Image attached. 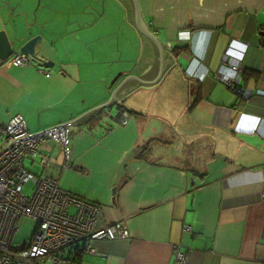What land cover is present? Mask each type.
<instances>
[{
	"label": "crops",
	"instance_id": "crops-1",
	"mask_svg": "<svg viewBox=\"0 0 264 264\" xmlns=\"http://www.w3.org/2000/svg\"><path fill=\"white\" fill-rule=\"evenodd\" d=\"M59 1L83 22L65 28L50 15L47 33L7 34L21 43L14 53L41 42L30 66L0 65V123L20 115L31 133L68 126L71 168L47 144L54 162L40 177L99 206L101 226H126L127 240L98 234L99 255L85 253L81 264H177L176 252L189 264H264V0H137L161 58L137 32L131 0ZM116 22L129 34L120 73L102 44ZM238 62L240 86L229 89L220 71ZM165 77L172 95L192 101L190 142L139 113ZM105 105L110 116L83 118ZM152 140L147 162L137 160Z\"/></svg>",
	"mask_w": 264,
	"mask_h": 264
},
{
	"label": "built area",
	"instance_id": "built-area-1",
	"mask_svg": "<svg viewBox=\"0 0 264 264\" xmlns=\"http://www.w3.org/2000/svg\"><path fill=\"white\" fill-rule=\"evenodd\" d=\"M232 52V51H231ZM32 58L16 53L8 60L15 67L30 66ZM243 70L239 64L222 68L220 74L225 86L238 89ZM46 78L50 74L43 71ZM110 116L108 110L105 111ZM129 115L119 112V126H126ZM53 143L63 157L62 169L71 168L70 129L60 125L38 133L27 129L25 119L12 116L0 123V264H81L83 254L99 255L91 246L98 234L108 238L127 240L128 230L122 223L101 226V208L70 195L59 187L57 180L37 177L24 166L37 163L41 169L49 168L53 157L41 152L42 146ZM32 185L30 196L24 187ZM28 218L36 222V229L27 243L13 245L18 221ZM177 264H189L188 255L176 252Z\"/></svg>",
	"mask_w": 264,
	"mask_h": 264
},
{
	"label": "rangeland",
	"instance_id": "rangeland-1",
	"mask_svg": "<svg viewBox=\"0 0 264 264\" xmlns=\"http://www.w3.org/2000/svg\"><path fill=\"white\" fill-rule=\"evenodd\" d=\"M56 2L61 4L59 0H0V32L3 31L10 35L12 33L23 34L28 29L30 33H34L35 30L33 29H39L40 32L47 33L53 26V23L51 21L43 22V20L48 19L50 15H52L51 19L53 20L63 21V26L65 24V28H73L76 25V21L83 22V14L72 17L70 14L68 15L63 12L65 8H62V4L59 7L55 6ZM56 12L59 14H56ZM35 20H37L36 23H38L37 27L31 26L35 24H32ZM21 22L23 25L28 23L25 30H21L23 26ZM117 25V32L110 28L107 30L108 34L106 38L102 40V44H105L110 49L113 69L118 70L120 73L121 71H125V66L123 64L129 65L128 62L125 61L126 57L124 55V49H127V39H129L127 35L129 34L122 31L121 23H117ZM6 28L8 30H6ZM107 53H109V51ZM118 72L116 77L119 75ZM115 78L111 81L110 85L114 82ZM168 82L170 81L165 77L161 80L158 87L153 89L154 91L150 93L148 98L140 101L143 103L142 106L147 107V110H140L139 113H143V116L147 118V122L158 123L160 129L163 130V128H165L171 130L173 133L175 132L176 135L183 137L182 140L184 139L190 142L193 138V132L189 129L195 123L193 120L194 116H192L191 111H189L192 101L172 95L171 89L173 82L171 81L170 87L167 86ZM112 113L113 117H115L117 114L116 109H113ZM160 121H162L160 124L164 126L163 128L159 124ZM144 126L145 125H143V127ZM48 144L53 145L57 149L53 143ZM152 144L154 143L152 142ZM42 148L43 146L40 149L41 152H43ZM24 166L28 172L37 177L47 175L46 171L44 173L42 172L45 169L39 168L36 162H34V166H31L29 162H25ZM32 190L33 186L30 184L24 187L23 193L26 196H30ZM36 226V222L33 220L28 218L20 219L17 224L18 230L15 233L13 245H21L29 242L35 232Z\"/></svg>",
	"mask_w": 264,
	"mask_h": 264
},
{
	"label": "water",
	"instance_id": "water-1",
	"mask_svg": "<svg viewBox=\"0 0 264 264\" xmlns=\"http://www.w3.org/2000/svg\"><path fill=\"white\" fill-rule=\"evenodd\" d=\"M131 1H132L133 8H134V15H135L134 21H135V28H136L137 32L141 36L146 38L147 40L151 41L158 48L159 53H160V58H161V52H162L161 46H160L159 42L155 39V37L152 35V33L149 31L147 26H145L143 24V22L141 21L137 0H131ZM260 36L264 37V33H261ZM40 42H41V38L39 36L31 38L27 42L22 44L18 51L20 53L26 54V55L33 58V57H35V49ZM19 44H21V43L18 40L11 42V40H9V38L5 32H3V31L0 32V65L2 63H4L5 61H7L14 54V49ZM44 65L49 66L50 64L45 63ZM159 72H160V75L163 72V61H162V59L160 61ZM139 83L142 84L143 86L152 85V84H147L144 82H139ZM104 110H109V107L106 105L101 106L100 108L93 110L92 112L86 114L85 116H83V118H87V117L91 116L92 114H94L95 112L104 111Z\"/></svg>",
	"mask_w": 264,
	"mask_h": 264
},
{
	"label": "trees",
	"instance_id": "trees-1",
	"mask_svg": "<svg viewBox=\"0 0 264 264\" xmlns=\"http://www.w3.org/2000/svg\"><path fill=\"white\" fill-rule=\"evenodd\" d=\"M179 51H184V48H177ZM135 114V113H134ZM136 115V114H135ZM152 142H154V140L148 142L145 146H142L141 148V152L137 158V160L139 161H143V162H147L148 160V155H149V150H150V146L152 144ZM189 256V255H188ZM191 258V256H189ZM81 261V259H80Z\"/></svg>",
	"mask_w": 264,
	"mask_h": 264
},
{
	"label": "flooded vegetation",
	"instance_id": "flooded-vegetation-1",
	"mask_svg": "<svg viewBox=\"0 0 264 264\" xmlns=\"http://www.w3.org/2000/svg\"><path fill=\"white\" fill-rule=\"evenodd\" d=\"M18 53H19V52H18ZM14 54H16V53H14ZM14 54H13V55H14ZM13 55H12V56H13ZM12 56H11V57H12ZM31 58H32V57H31ZM9 59H10V58H9ZM9 59H8V60H9ZM8 60H7V61H5V63H6V62H8Z\"/></svg>",
	"mask_w": 264,
	"mask_h": 264
},
{
	"label": "clouds",
	"instance_id": "clouds-1",
	"mask_svg": "<svg viewBox=\"0 0 264 264\" xmlns=\"http://www.w3.org/2000/svg\"><path fill=\"white\" fill-rule=\"evenodd\" d=\"M238 64H239V62H238ZM191 259V258H190Z\"/></svg>",
	"mask_w": 264,
	"mask_h": 264
}]
</instances>
